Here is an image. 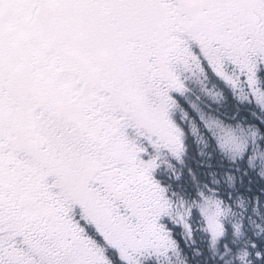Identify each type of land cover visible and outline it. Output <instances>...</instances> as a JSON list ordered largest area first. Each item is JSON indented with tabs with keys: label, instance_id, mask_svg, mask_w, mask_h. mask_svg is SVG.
I'll use <instances>...</instances> for the list:
<instances>
[{
	"label": "snow or ice",
	"instance_id": "1",
	"mask_svg": "<svg viewBox=\"0 0 264 264\" xmlns=\"http://www.w3.org/2000/svg\"><path fill=\"white\" fill-rule=\"evenodd\" d=\"M0 264H264V0H0Z\"/></svg>",
	"mask_w": 264,
	"mask_h": 264
}]
</instances>
